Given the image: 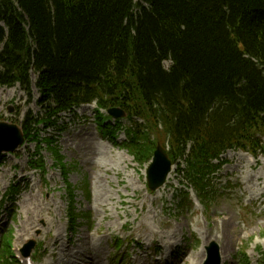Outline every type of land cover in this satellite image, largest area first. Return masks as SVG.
<instances>
[{
  "label": "trees",
  "instance_id": "16d2710c",
  "mask_svg": "<svg viewBox=\"0 0 264 264\" xmlns=\"http://www.w3.org/2000/svg\"><path fill=\"white\" fill-rule=\"evenodd\" d=\"M33 74L41 113L21 126L35 168L45 172L44 145L61 168L72 231L91 215L77 207L58 136L46 132L63 131V115L83 105L96 103L100 125L101 110L127 114L107 133L124 131L140 163L158 143L169 147L206 203L221 155L264 154V0H0V87L20 85L32 99ZM189 188L176 191L179 205H192ZM11 237H2L6 262Z\"/></svg>",
  "mask_w": 264,
  "mask_h": 264
},
{
  "label": "rangeland",
  "instance_id": "374dc122",
  "mask_svg": "<svg viewBox=\"0 0 264 264\" xmlns=\"http://www.w3.org/2000/svg\"><path fill=\"white\" fill-rule=\"evenodd\" d=\"M37 80L33 74L32 99L20 85L0 87V123L21 126L29 112L41 113ZM96 119L95 106H83L76 116H63V131L46 132L58 136L64 162L71 166L69 181L79 187L78 209L91 212L89 224L83 222L74 233L67 218L70 200L64 177L47 147L42 152L46 173L35 171L31 162L39 159L34 142L1 154V255L2 237L12 231L13 252L21 259L14 264H26L22 249L32 241L34 264H204L212 242L222 248L223 264H245V253L247 264H264V155L251 169L249 155L228 152L212 178L215 198L203 200V206L192 192L195 205L179 207L174 192L187 184L179 165L160 190L149 191L148 162L138 165L121 144L124 131H118L117 140L109 138ZM13 184L19 194L11 197ZM117 239L123 241L119 249Z\"/></svg>",
  "mask_w": 264,
  "mask_h": 264
},
{
  "label": "water",
  "instance_id": "95a60500",
  "mask_svg": "<svg viewBox=\"0 0 264 264\" xmlns=\"http://www.w3.org/2000/svg\"><path fill=\"white\" fill-rule=\"evenodd\" d=\"M12 112V111H11ZM109 114L121 118L125 114L118 109H112ZM25 143L23 129L13 123H0V154L7 152H15ZM172 171V161L167 151L159 144L147 171L148 186L155 191L162 187ZM207 260L204 264H222V255L220 246L216 242H212L207 247Z\"/></svg>",
  "mask_w": 264,
  "mask_h": 264
},
{
  "label": "bare ground",
  "instance_id": "6f19581e",
  "mask_svg": "<svg viewBox=\"0 0 264 264\" xmlns=\"http://www.w3.org/2000/svg\"><path fill=\"white\" fill-rule=\"evenodd\" d=\"M221 252H222V248H221ZM222 254H223V252H222Z\"/></svg>",
  "mask_w": 264,
  "mask_h": 264
}]
</instances>
